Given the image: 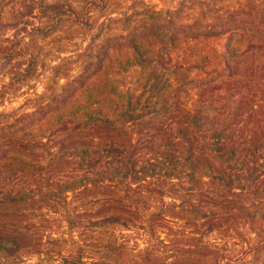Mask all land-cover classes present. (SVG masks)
<instances>
[{"label": "trees", "instance_id": "obj_1", "mask_svg": "<svg viewBox=\"0 0 264 264\" xmlns=\"http://www.w3.org/2000/svg\"><path fill=\"white\" fill-rule=\"evenodd\" d=\"M197 3L181 0L171 26L137 31L120 45L126 64L135 68L133 87H118L109 76L111 66L101 59L96 81L87 85L86 80L61 105L20 128L39 124L41 134L9 135L5 143L0 138L1 146L10 147L0 149V261L14 253L20 258L41 245L29 235L28 220L8 228L1 220L4 210L59 199L89 185L98 187V202L107 204L100 224L113 228H129L141 220L153 227L168 217L212 232L225 226L226 215L264 214L263 201H237L264 181V159L257 154L264 140H256L239 124L244 117L246 126L258 122L251 123L254 117L261 122L264 91L258 101L251 100L254 93L240 99L239 90H232L236 82L226 83L225 71L234 78L235 68L223 53V27L209 4L200 3L206 15L202 24L174 29L183 22V8ZM166 50L176 53L175 58ZM27 174L32 180L15 182ZM205 180L219 186L215 201L196 200V191L202 189L198 184ZM147 182L164 183L146 194ZM181 185L191 186L186 193L193 190L195 201L188 207L176 203L186 194ZM166 197L170 205L157 202ZM143 200L152 205L141 207ZM18 223L23 226L14 228ZM257 227L264 235V221ZM99 255L100 260L89 264H219L214 255L184 251L170 257L143 251L131 258L117 245L100 248ZM65 264L84 262L75 258Z\"/></svg>", "mask_w": 264, "mask_h": 264}, {"label": "rangeland", "instance_id": "obj_2", "mask_svg": "<svg viewBox=\"0 0 264 264\" xmlns=\"http://www.w3.org/2000/svg\"><path fill=\"white\" fill-rule=\"evenodd\" d=\"M198 1L192 9L183 8V22L174 29L184 24H202L206 15L200 3L209 4L213 18L223 27V53L235 68L234 78L229 77L230 70L225 71L229 78L226 83L231 86L236 82L232 90H239L240 99L254 93L251 100L258 101L264 91V0ZM180 3L181 0H0L1 142L5 143L3 138L9 135L30 131L41 134L39 124L31 129L20 128L61 105L86 80L87 85L96 81L101 59L111 66L109 76L116 78L118 87H133L135 68L126 64L125 50L120 45L137 31L171 26L169 20ZM249 38L255 41L252 45L243 42ZM165 52L172 59L176 56L169 50ZM114 66L119 74L114 72ZM254 120L258 122L246 126L248 120L244 117L239 124L247 127L256 140H264V118L259 122L254 117L251 123ZM9 148L0 145V149ZM257 154L264 159V149ZM28 180H32L30 174L15 182ZM163 183L147 182L145 193L160 189ZM198 186L202 189L196 191L197 201H215L220 195L219 186L208 180ZM180 187L186 193L191 186ZM257 187L237 201L264 202V181L257 182ZM98 192V187L89 185L59 199L17 204L4 210L1 220L6 221L8 228L17 221L28 220L29 235L41 245L22 253L20 258L14 253V257L1 260L0 264H65L75 258L89 264L100 260L99 249L108 245L122 246L131 258L143 251L164 257L184 251L214 255L219 264H264V243H260L264 235L257 227L264 221V214L226 215L225 226L212 232L206 228L198 231L195 222L168 217L153 227L141 220L129 228H113L100 224L99 216L107 204L98 202ZM192 192L176 203L188 207L195 201ZM157 202L171 204L167 197ZM141 204L145 208L152 205L145 200ZM143 216H147L145 212ZM22 226L23 223L14 224V228Z\"/></svg>", "mask_w": 264, "mask_h": 264}]
</instances>
